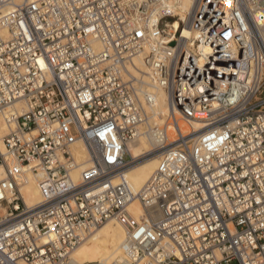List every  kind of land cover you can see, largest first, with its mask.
I'll return each instance as SVG.
<instances>
[{"label": "built area", "instance_id": "obj_1", "mask_svg": "<svg viewBox=\"0 0 264 264\" xmlns=\"http://www.w3.org/2000/svg\"><path fill=\"white\" fill-rule=\"evenodd\" d=\"M2 31L0 264H71L110 219V264H264V0H0ZM143 126L158 162L133 192Z\"/></svg>", "mask_w": 264, "mask_h": 264}, {"label": "bare ground", "instance_id": "obj_2", "mask_svg": "<svg viewBox=\"0 0 264 264\" xmlns=\"http://www.w3.org/2000/svg\"><path fill=\"white\" fill-rule=\"evenodd\" d=\"M191 0H181V6L184 11L189 9ZM2 35L5 33L0 32ZM138 67H142L140 59H136ZM154 96V105L151 107L153 112L159 115L155 119L160 122L168 111L166 94L160 87H152ZM184 124V126H183ZM183 132H186L184 122L179 123ZM196 126V125H194ZM7 132V127L3 116L0 113V149L3 150L2 137ZM173 140L174 137L170 136ZM154 137L145 126L141 127L137 136L128 142L127 150L135 162L125 170L126 180L133 192H137L146 180L150 177L158 162V152H152L156 149ZM87 154L83 149L77 151V158L81 165H86ZM143 158V159H142ZM33 161L23 167L24 176L21 183V193L27 205L32 206L40 202L41 196L38 188V180L35 173L30 170ZM80 169L72 173L74 180L78 179ZM4 177L3 167L0 165V180ZM132 211L135 215L140 214L141 207L135 200L132 204ZM86 238L80 243L70 255L71 264H110L112 260L119 255L120 245L125 238L126 232L122 225L115 219H110L100 227L85 233ZM22 264H27L22 262Z\"/></svg>", "mask_w": 264, "mask_h": 264}, {"label": "rangeland", "instance_id": "obj_3", "mask_svg": "<svg viewBox=\"0 0 264 264\" xmlns=\"http://www.w3.org/2000/svg\"><path fill=\"white\" fill-rule=\"evenodd\" d=\"M182 122V121H181ZM183 126H184V124H183ZM143 159V158H142Z\"/></svg>", "mask_w": 264, "mask_h": 264}]
</instances>
